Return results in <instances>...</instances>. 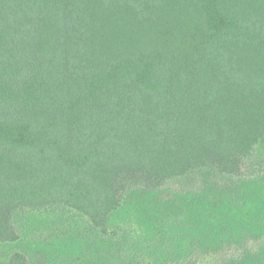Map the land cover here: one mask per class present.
Masks as SVG:
<instances>
[{"label":"trees","instance_id":"trees-1","mask_svg":"<svg viewBox=\"0 0 264 264\" xmlns=\"http://www.w3.org/2000/svg\"><path fill=\"white\" fill-rule=\"evenodd\" d=\"M39 210L93 264H264V0H0V244Z\"/></svg>","mask_w":264,"mask_h":264},{"label":"rangeland","instance_id":"rangeland-1","mask_svg":"<svg viewBox=\"0 0 264 264\" xmlns=\"http://www.w3.org/2000/svg\"><path fill=\"white\" fill-rule=\"evenodd\" d=\"M202 180L203 177H195L193 175L181 178L167 186L161 192L162 194H160V196L163 200L170 201L172 204L177 203L176 200H178L179 197L176 196L186 197L193 195V197L199 198L201 194H191L189 192L200 193V191H203L204 183ZM136 196L139 195L136 194ZM184 197L180 198V200H184ZM192 206L196 207L197 205L193 204ZM175 207H178V204H176ZM133 209L134 205L125 206L114 215L111 219V223L115 226H117L118 223H125L127 226L126 228L137 226L138 223L132 221ZM143 211V209L137 211V222H140L141 218L139 213ZM41 213L42 211L39 210L35 213L29 212V214L24 217L20 214L17 215L24 228L23 233L25 236L20 242L0 244V264H7L10 256L19 250L25 252L33 264H93L99 261V254L93 249L92 243L94 240L91 242V235H81L80 237L84 242L79 245H76L71 237H67L68 240L63 241L64 239L62 236H65L64 232L57 231L59 228H65V225L58 222L60 217ZM72 213L77 215V213L73 211ZM30 216V220L24 222L25 217L26 220H28L27 218ZM70 220L80 222L77 218H71ZM59 233H61V238H58L60 236Z\"/></svg>","mask_w":264,"mask_h":264}]
</instances>
